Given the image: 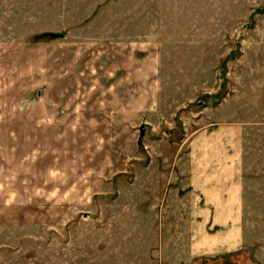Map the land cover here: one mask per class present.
Listing matches in <instances>:
<instances>
[{"label":"rangeland","instance_id":"1","mask_svg":"<svg viewBox=\"0 0 264 264\" xmlns=\"http://www.w3.org/2000/svg\"><path fill=\"white\" fill-rule=\"evenodd\" d=\"M257 89L264 0H0V264H264ZM197 139L237 147L234 211Z\"/></svg>","mask_w":264,"mask_h":264},{"label":"crops","instance_id":"2","mask_svg":"<svg viewBox=\"0 0 264 264\" xmlns=\"http://www.w3.org/2000/svg\"><path fill=\"white\" fill-rule=\"evenodd\" d=\"M252 95H264L258 92H254ZM237 125H225L220 127L223 133H214L212 132L211 141L217 144L220 142L222 137H230L225 138V143H231L234 140V136H232V132H234L237 136V131H239ZM201 137L203 135H200ZM220 136V137H219ZM203 140V141H202ZM196 156L200 153L204 155L200 158H197L192 165L194 168L192 169L193 178L191 180L192 187L196 190H200V194L209 197L212 200L208 205H205L201 208V211H234L236 208V203H232L231 200H235L237 195H240L241 182L238 178V172L240 171V167L238 166V157L237 151L234 146L233 149H225L224 154H222V149L217 151L207 152V143L205 139H197L195 142ZM236 143V141H235ZM218 147V146H217ZM235 149V150H234ZM200 159V160H199ZM225 195L231 198L226 203L221 202L218 196Z\"/></svg>","mask_w":264,"mask_h":264}]
</instances>
